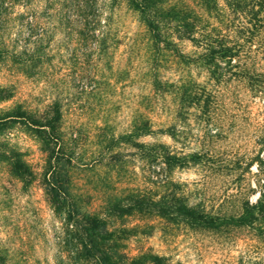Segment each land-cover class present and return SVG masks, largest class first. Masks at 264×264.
Here are the masks:
<instances>
[{
    "label": "rangeland",
    "instance_id": "374dc122",
    "mask_svg": "<svg viewBox=\"0 0 264 264\" xmlns=\"http://www.w3.org/2000/svg\"><path fill=\"white\" fill-rule=\"evenodd\" d=\"M169 1L201 13L198 0ZM29 9L31 36L13 19L23 11L20 5L0 17V46L20 51V45L31 47L34 41L45 59L36 74L9 58L0 63L1 264H94L84 259L65 214L49 204L47 153L33 129L10 120L16 105L40 115L54 97L60 99L64 165L58 176L83 211L99 213L108 199L123 201L127 194L143 191L155 197L181 193L187 203L217 215L236 212L242 199L258 198L263 181L259 159L264 165L263 93L250 91L228 74L215 83L203 68L162 51L155 70L161 81L188 85L191 93L210 97L208 108L200 101L179 114L176 99L153 90L154 51L136 14L123 3L110 8L103 0L100 20L110 17L109 32L117 36L100 58L96 53L85 56L78 18L58 23V14L65 12L58 0H30ZM177 48L184 54L195 50L187 41ZM137 118L150 119L154 129L174 125L175 140L165 134L139 140L197 153V163L171 172L162 165L148 170L129 148L106 149L109 136L128 131ZM10 152L30 175L12 174ZM114 225L134 228L121 250L128 258L149 252L172 264H264V237L255 228L202 230L142 214L123 216Z\"/></svg>",
    "mask_w": 264,
    "mask_h": 264
},
{
    "label": "trees",
    "instance_id": "16d2710c",
    "mask_svg": "<svg viewBox=\"0 0 264 264\" xmlns=\"http://www.w3.org/2000/svg\"><path fill=\"white\" fill-rule=\"evenodd\" d=\"M58 3L65 11L58 14V23L67 25L73 15L76 21L78 18L81 28L77 34L85 49V56L93 53L98 58L104 56L108 44L115 41L117 35L109 32L110 17L100 20L103 0L99 4L98 0H58ZM120 3L136 14L154 51L151 64L153 71L150 73L153 90H161L163 94L176 99L179 114L181 110L187 112L193 104H199L200 101L203 103L202 107L208 108L210 97L191 93L188 85L186 88L184 85L177 87L172 82L161 81L155 70L162 51L173 53L183 64L191 63L203 68L215 83L228 74L237 77L250 91L264 94V0H198L201 13L188 5L177 7L169 0H108V7H118ZM17 4L23 7V11L15 13L13 19L18 22L20 31L25 28L27 35L31 36L29 29L33 17L29 9L30 0H0V17ZM182 41H187L194 47L192 54H184L178 50L177 43ZM30 42L31 47L20 45V51L14 48L9 51L0 46V63L9 58L26 71L38 73L45 61L44 55L34 41ZM9 116L10 120L25 123L37 134L48 157L44 180L49 193V204L55 212L61 210L65 214L66 220L79 237L85 260L92 259L94 264H172L165 257L149 252L130 258L121 253L123 241L134 228L118 227L114 225V221L134 214L152 215L171 223L211 231L247 226L260 231L258 235L264 237V165L260 159L258 167L263 181L259 186L258 198L254 202L242 199L237 211L232 214L210 213L199 205L187 203L183 194L174 191L159 197H155L150 191L129 193L123 201L108 199L99 213L83 211L80 203L70 193L68 183L58 176L64 165L60 160L64 149L60 99L54 97L40 115L16 105ZM163 134L175 140V126L154 129L150 119L137 118L128 131L116 136L111 134L106 149L119 150L121 146L127 147L148 170L162 165L171 172L197 163V153H177L156 140H139L141 137ZM10 154L12 174L18 178L30 175L27 165L17 158V154ZM171 186L178 188L175 183H171Z\"/></svg>",
    "mask_w": 264,
    "mask_h": 264
}]
</instances>
